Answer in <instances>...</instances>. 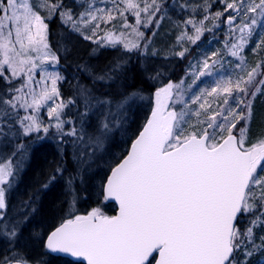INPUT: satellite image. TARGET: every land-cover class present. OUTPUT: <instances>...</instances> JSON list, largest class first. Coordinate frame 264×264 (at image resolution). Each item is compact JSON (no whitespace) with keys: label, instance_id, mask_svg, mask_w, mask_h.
I'll return each mask as SVG.
<instances>
[{"label":"snow or ice","instance_id":"1","mask_svg":"<svg viewBox=\"0 0 264 264\" xmlns=\"http://www.w3.org/2000/svg\"><path fill=\"white\" fill-rule=\"evenodd\" d=\"M77 2L83 10L74 18L63 0H0V82L4 85L0 89V138L6 148L10 135L36 134L39 140L54 128L62 144H71L74 162L82 166L84 157L90 158L83 148L103 147L110 125L123 118L137 94L130 91L114 101L81 84L78 95L84 110L78 112L75 122L80 124L79 130L73 121L64 119V110L77 101L62 98L59 82L64 77L46 66L55 68L59 57L48 42L45 20L58 13L62 23L86 40L96 37L101 24L119 20V34L113 31L117 25L112 24L103 43L112 47L122 43L132 52L140 49L139 41L144 39L141 25L149 27L162 6L159 0H112V8L95 7L94 0ZM222 2L224 10L217 11L214 19L228 13L231 39L226 40V48L240 63L232 66L229 62L232 72L223 73L217 64L224 61L220 53L213 52L200 63L186 87L183 80L159 87L150 118L127 155L111 168L104 186L105 199L118 202L119 214L109 216L96 207L86 215L73 216V199L68 218L46 236L31 234L30 238L42 240V256L66 253L87 264H249L253 256L264 253V130L246 146L255 98L264 95V61L249 69L243 55L254 36L253 52L264 47V0ZM210 8L208 0L195 6L194 15L184 21L185 31L178 42L194 44L205 30L211 31L204 26L211 17ZM197 10L205 13L200 20L195 19ZM129 15L134 23L129 22ZM127 30L137 37L135 41L126 39ZM185 51L176 55L183 57ZM126 66L127 61L117 60L101 74L86 71L93 85L108 84L115 82ZM214 73L216 78L209 86H198L202 77ZM42 109H46L47 122L41 118ZM93 117L96 127L89 134L85 125ZM193 119L199 129L188 132L195 128ZM14 124L19 125L16 132L12 131ZM66 124L70 125L67 130ZM65 137L73 139L66 141ZM78 144L82 147L76 155ZM24 149L23 144H16L11 154L0 152V264H47L27 243H21L27 205H22V217L6 211L7 194L20 171V162L13 161ZM56 172L62 175L63 167L58 166ZM79 172L78 167L76 175ZM75 179L74 175L67 180L73 193Z\"/></svg>","mask_w":264,"mask_h":264},{"label":"trees","instance_id":"2","mask_svg":"<svg viewBox=\"0 0 264 264\" xmlns=\"http://www.w3.org/2000/svg\"><path fill=\"white\" fill-rule=\"evenodd\" d=\"M168 2L170 0H164L163 5ZM208 2L211 4L209 9L211 14L224 10L225 4L222 0H208ZM63 4L66 8L73 11L76 9L78 2L77 0H63ZM77 14L75 13L73 16L76 18ZM204 14L199 10L196 11L198 18ZM130 18L129 22L134 23L130 21ZM45 21L49 26L48 42L52 51L59 57V73L64 77L60 82L62 98L64 100L77 101L76 105L69 104L64 110V119L73 121L74 126L79 130L80 124L75 122L79 119L78 112H83L84 110L79 102L78 95L79 85L81 84L92 86L97 94L110 97L114 101L118 100L122 94L130 91H134L137 94V99L126 108L123 118L110 125V131L103 147L96 148L97 151L91 146L83 148V151L90 154V158L89 155H86L82 166L74 162V149L71 144H62L60 137L54 131H50L47 136L39 140L36 139V134L31 137L22 135L9 136L10 141L14 142L13 146H16V144L25 146L23 154L17 153L13 161L14 163L16 161L20 162L21 172L9 198L11 199L15 190L18 192L19 189H22L21 207L11 216H24L25 212L22 210V205H27V223L23 228V234L27 236L24 239V243H27L32 248L34 255L46 261L47 264H82L50 254L42 256L41 254L44 251L42 240L30 238L31 234L42 232L43 236H46L54 226L58 225L63 219L68 218L70 211L69 202L73 199L72 208H77L79 211L86 210L81 215H86L91 206L100 207L109 216L114 213L113 205L105 202L102 197L101 186L110 168L125 154L131 139L137 134L149 116V111L141 109L143 103L141 104L140 100L142 98H150L159 86L169 81L177 83L187 60L185 58H163L160 56L145 60L144 45L151 30L154 29V22L147 28L141 25L140 31L145 34L144 39L139 41L141 47L128 52L123 48L122 43L112 47L84 39L83 35L73 32L70 25L62 23L58 13ZM130 36L132 38L129 41L137 39V37L130 34L129 30ZM126 39L128 40L129 38ZM117 60L127 61L126 70L119 75V78L115 82L108 84L96 83L93 85L86 70L91 69L93 73L101 74ZM157 73H159V76L156 79L149 78L156 76ZM3 87L4 85L1 82L0 89ZM259 96L254 103V114L250 125V135L253 138L261 130H264V95ZM92 121L95 122V117L92 118ZM90 125L91 123L85 125L87 131L95 129L93 125ZM69 127L70 125H65L66 130ZM119 129L126 133L125 145L116 140L118 139L116 136ZM4 131L8 132L9 129L5 127ZM16 131L18 130L16 124H14L13 132ZM64 139L69 141L73 138L65 137ZM85 141H87V136H85ZM80 147V144L76 146V155H79ZM111 148L117 151L121 150L119 155L111 158L113 160L108 167H99V161L103 159L104 154ZM95 152L97 158L92 159V154ZM58 166L63 167L62 175L56 172ZM78 167L80 172L79 175H76ZM74 175L76 179L73 185V193L69 191L67 180ZM95 175H99L98 180L96 179L100 182L98 190H95ZM53 176H55L54 179Z\"/></svg>","mask_w":264,"mask_h":264},{"label":"rangeland","instance_id":"3","mask_svg":"<svg viewBox=\"0 0 264 264\" xmlns=\"http://www.w3.org/2000/svg\"><path fill=\"white\" fill-rule=\"evenodd\" d=\"M83 2V0H82ZM161 3V12H159L156 17L154 18V29L151 30L150 34L148 35V38L146 39L147 44V49L144 48V58L145 60H149L150 58H155V57H177V58H185L187 61L183 67V73L177 82L180 83L182 80L185 81V87L187 84H190L193 78V74L198 71L200 63L204 60L205 57L211 56V53L213 52H218L221 55L222 60L224 61L223 65L217 64V68L223 72V73H230L232 72V66H234L236 63H240L239 59L236 57H232L229 54L228 48H226V40H230L231 37L228 36V25H227V15L228 13H225L222 19L220 18L219 20L214 19V13L211 14V17L205 21V28L206 29H211V31L205 30L200 38V40L196 41V43H191L188 40H184L181 42H178L177 38L178 36L185 31V24L184 21L189 19V17L194 15L193 9L195 8L196 5L201 4L202 0H170L167 4L163 5L164 0H159ZM183 5V7H182ZM94 6L95 7H106V8H112V0H94ZM83 9L82 7L79 6V3L76 6V9L72 11L73 15L75 13L81 12ZM42 15H46V12L42 11ZM143 15V14H142ZM205 15V14H204ZM74 17V16H73ZM131 17V18H130ZM75 18V17H74ZM130 21H134V17L130 16ZM202 17H197L195 13V19L200 20ZM156 20H159V24L156 23ZM46 22V21H45ZM119 20H115L112 22V24H116L117 27L116 29H113V31L118 35L119 34ZM112 24L105 25L101 24L100 25V31L97 32L96 37L93 38V40H99L101 42L100 45L107 46L106 44L103 43V38L105 36V33L112 29ZM129 32V30H127ZM187 31L189 34L193 33L192 27L190 25L187 26ZM87 35H91V32H86ZM126 38H129L130 40L132 37H129V34L127 35ZM257 43V37L254 36L249 45L246 46L243 55L246 60V66L250 69L252 67H255V65L258 62L264 61V47L261 49L257 50L256 52H253V49L256 47ZM185 51V54L183 57H180L176 55V53H179L181 51ZM155 53V54H154ZM229 62H231L232 66H229ZM154 63V62H153ZM48 67L49 71H58L59 72V64L53 68L50 64L46 65ZM39 76V73L37 74V77ZM216 78V74L214 73L213 77H202L201 81H198V86L200 88H204L210 85L211 81ZM1 83V82H0ZM168 83V82H167ZM167 83L159 86L162 87L166 85ZM158 87V88H159ZM157 88V89H158ZM59 89H60V82H59ZM156 89V90H157ZM198 90V89H195ZM193 90L189 91L188 96L185 97V100L187 101L189 97L191 96ZM60 93L62 96V92L60 89ZM258 94L257 97L255 98L254 103L256 100L260 97ZM211 100V98H209ZM141 109L147 110L151 112V110L155 107V96L154 94L150 98H145L141 99ZM215 107V105H213ZM195 107V106H193ZM255 106H253L254 109ZM21 115H23V110L20 112ZM41 118L47 122V115H46V109L41 110ZM252 121V120H251ZM2 122V118H0V123ZM193 125H195V128H188L187 131L191 132L193 130H198L199 125L196 124L195 119L192 120ZM243 123V121H241ZM93 127H96V120L95 122L92 121L91 125ZM239 127V125H238ZM17 130H19V125L16 124ZM13 131V129H12ZM50 131L56 132V130L53 128ZM89 134L92 133V130H86ZM119 132L117 133L116 139L118 142H122L123 145H125V140L127 139L126 133H124L121 129L118 130ZM255 138V137H254ZM2 139L0 138V152H7L10 154L15 148L13 146V143L10 141V138L8 137V140L10 141L8 143V146L5 148L3 147L2 144ZM112 139V138H111ZM253 136L250 135V138L246 144L248 146L252 142ZM115 141V140H114ZM124 142V143H123ZM82 147V145H81ZM80 147V148H81ZM96 149V148H95ZM94 151V150H91ZM97 151V149H96ZM121 150H115L111 148L108 150L105 154L104 157L101 161H99V167H108L110 165V162H112L115 156L119 155ZM96 152L93 153L92 159L97 158L96 157ZM15 159V158H14ZM21 170L19 171V173ZM91 174V173H90ZM99 175H95V190H98L99 188V183L98 180ZM18 179V177H17ZM97 179V180H96ZM102 188V187H101ZM14 190V188H13ZM96 192V191H95ZM22 189H19L17 192L13 193V195L10 198V195L12 194V190L10 194H7V199H8V208L6 211L11 215L16 213V211L19 210L21 207V196H22ZM93 208H96L95 206H91L89 211H91ZM85 212L86 210H77V208H72L71 209V215H81V213ZM88 211V212H89ZM243 227V224L242 226ZM36 235L43 237V233L39 232ZM27 235L23 234L21 243H24V239H26ZM261 256H264V253H261L260 256H253V258L249 261V264H257L259 261V264H264V260H261Z\"/></svg>","mask_w":264,"mask_h":264},{"label":"water","instance_id":"4","mask_svg":"<svg viewBox=\"0 0 264 264\" xmlns=\"http://www.w3.org/2000/svg\"><path fill=\"white\" fill-rule=\"evenodd\" d=\"M150 116H151V112L149 113V117H148V118H150ZM146 121H147V120H146ZM146 121L143 123V125L141 126V128H140V130L137 132V134L131 139V141H130L128 147H127V150H126L125 154H124V155H123V156H122L117 162H119L120 160H122L123 157L127 155L128 151H129L130 148H131V144H132V142L136 139V137L138 136L139 132L142 130L144 124L146 123ZM117 162H116V163H117ZM116 163H115V164H116ZM115 164H114L112 167H114ZM112 167H111V168H112ZM111 168H110V170H109V172H108V174H107V176H106V178H105V180H104V182H103V184H102L101 191H102V196H103V199L105 200V202H107V203H109V204H112V205L114 206V213H113L112 215H110V216H113V215H118V214H119V204H118V202L115 201L114 199H111V198H109V199H105V197H104V191H103V190H104V186L106 185L107 178H108V176L111 174ZM50 231H51V230H50ZM50 231H49V232H50ZM49 232H48V233H49ZM48 233H47V234H48ZM48 254L53 255V256L64 257V258H67V259H69V260H71V261H73V262H79V263H82V264H87V262L84 261L82 258L73 257V256H71L70 254H66V253H48Z\"/></svg>","mask_w":264,"mask_h":264}]
</instances>
